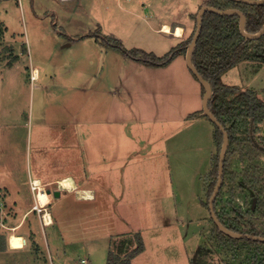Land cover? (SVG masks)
Wrapping results in <instances>:
<instances>
[{
	"label": "rangeland",
	"instance_id": "obj_1",
	"mask_svg": "<svg viewBox=\"0 0 264 264\" xmlns=\"http://www.w3.org/2000/svg\"><path fill=\"white\" fill-rule=\"evenodd\" d=\"M37 1L35 6L34 0H0V196L7 203L0 212V264H80L83 259L88 264H107L110 248L117 254L124 252L125 242L133 245L134 236L141 230L145 251L133 259L134 264H220L225 255L214 252L215 243L210 240L215 225L197 196L203 192L200 180L209 170L208 156L214 141V126L202 117L203 111L195 117H202L203 125L190 115L195 108L203 110L204 87L189 69L186 54L163 67L145 66L127 56L128 51L140 49L162 58L173 49H181L183 41L197 29L199 11L206 0H88L87 7L67 13L64 21L59 17L60 24L52 12L47 17L44 14L49 0ZM166 23L170 32L159 34L157 31ZM175 25L184 29L178 38L172 35ZM63 37L81 38V46L63 49ZM111 41L120 43L124 50L112 48ZM34 68L40 72L36 81L32 80ZM149 69L159 72L146 73ZM116 79L121 85L122 121L131 117L164 118L168 123L162 127L152 124V133H170L177 128L182 136L179 141L186 142L178 147L179 153L170 152V168L161 173L171 195L161 207L165 214L160 217L161 227L153 226L151 217L157 212L149 214L152 205L143 197L140 204H133L129 197L135 189L157 186V173L150 174L154 179L150 182L144 165L131 164L120 174H110L112 185L109 179L105 181V174L95 177L101 202L79 208L71 197L56 205L60 198L50 195L58 220L54 229L59 227L62 237L55 238L53 228H44L38 214L32 212L20 232L36 238L30 242L33 249L12 250L8 240L13 232L7 227L18 223L36 204L31 181L40 177L43 184L48 183L47 190L55 191L57 185L49 182L68 174L77 176L89 167L88 160L94 157L90 144L81 143L82 138L77 136L85 129L88 137L94 133L91 139H98L103 129H96L100 124L102 127L104 110L97 94L111 81L115 84ZM161 79L163 85L156 86ZM222 81L255 91L264 100V64L244 62L230 69ZM153 94L163 98H152ZM139 96H146V102L142 104ZM144 128L145 124L138 128V134H144ZM109 131L121 136L125 132L122 125ZM257 137L261 152L255 161L246 158L242 162L235 156L233 169L255 164L264 172V125ZM121 145L129 149L130 143L123 139ZM215 151L214 145L212 153ZM114 177H120L119 184L125 190L124 205L114 189ZM173 192L185 198L184 213L195 219L193 227L190 223L177 226ZM66 195L62 193V198ZM201 195L200 201H206ZM229 196L227 191L226 199ZM243 204L244 196L238 193L235 205ZM84 241L88 250L82 247Z\"/></svg>",
	"mask_w": 264,
	"mask_h": 264
},
{
	"label": "trees",
	"instance_id": "obj_2",
	"mask_svg": "<svg viewBox=\"0 0 264 264\" xmlns=\"http://www.w3.org/2000/svg\"><path fill=\"white\" fill-rule=\"evenodd\" d=\"M205 5L220 11L232 9L244 13L245 31L248 34H258L264 27V4L249 5L233 0H206ZM239 26L238 15L206 12L197 45L192 52V60L199 73L212 86L213 94L208 107L227 130L230 140L224 161L222 187L214 203L217 217L226 228L235 233L264 238V172L255 164L242 170L232 168L235 156H239L242 162L246 158L255 161V157L261 152L257 135L264 125V100L255 91L242 90L236 86L226 85L222 81V77L230 69L244 62L264 64V35L256 40L246 39L241 35ZM195 32L196 30L183 41L181 49H173L162 58L140 49L128 51L127 55L147 66H166L176 57L186 54ZM111 43L116 49L122 48L120 43L115 44L113 41ZM191 116L195 118L198 114ZM202 116L208 118L204 112ZM212 124L216 151L211 155L210 169L203 178V195L206 201L201 202L209 212V202L218 181L220 153L224 141L221 130L215 123ZM227 191L230 193L228 199ZM238 193L244 196L242 206L235 205ZM211 220L214 223L212 216ZM214 225L215 230L210 239L215 243L214 252L221 256L225 255L220 264H264V242L232 238L221 232L215 223ZM134 240L132 246L125 242L126 250L120 254L110 248L107 264H132V260L145 251L141 234H136Z\"/></svg>",
	"mask_w": 264,
	"mask_h": 264
},
{
	"label": "crops",
	"instance_id": "obj_3",
	"mask_svg": "<svg viewBox=\"0 0 264 264\" xmlns=\"http://www.w3.org/2000/svg\"><path fill=\"white\" fill-rule=\"evenodd\" d=\"M102 1H104V0H102ZM89 3L90 2H88V0H49L48 5L44 6L45 7L44 8L45 9L44 14L46 16L47 13L49 14L50 12H52V14H53L52 17L55 15L58 19V23L60 24L59 17L62 19L61 21H64V18L67 15V13L77 12L79 9L87 7ZM37 4H38V1L34 0V5L36 6ZM58 23H57V26H58ZM174 23L182 25L179 22H172V24H174ZM72 24H74V23L72 22ZM162 25H167V23L162 24ZM162 25H161V27H162ZM70 27H71V25H70ZM76 27H75V29H76ZM95 28H97L99 30L98 27H95ZM60 29H62V28H60ZM160 31H157V32L159 34L165 35V33L160 32ZM59 35H60V33H59ZM89 36L91 37V35H89ZM175 38H178V37H175ZM63 39L64 40L61 41L63 49L72 48L74 45H75L74 47H78L81 44L80 43L81 38H79V39L78 38L67 39V38L63 37ZM92 40H93V42L98 43L97 39L93 38ZM108 50H110V49H108ZM34 71H36L37 76H36V78H32V80L36 81L37 78L40 79V72L37 68H34L32 70V74H34ZM149 72L155 73V72H159V71H156L153 69H149V71H146V73H149ZM146 75L149 76V74H146ZM151 80L153 81L154 79H151ZM157 85H159V86L163 85V80L161 79L159 82H157L156 86ZM203 92H202V97H203ZM120 94H121V85H120L119 79L115 80V84H112V81H111V85H107V87H103L102 89H100V92L97 95H98V103H101V105L103 106L104 121H102V127L100 124L99 128L96 130L98 131L100 129H103V131L99 132L97 134L100 136H98V139H96V140H92L90 137L94 133H90V136L88 137L87 134L84 133L85 129L82 132L83 134L77 136V137L82 138L81 143H84L87 145L90 144L89 149L93 153L94 157L92 159L89 158L90 159V160H88L89 167L85 168L82 174H78L77 176L74 174H68V175H65L61 178H57V179L53 180L52 182H49V185H57V188L55 191L59 190L61 192V196L59 197L60 199L58 201H56V205L61 204L64 201H66L72 197L73 198V204L80 208L81 206H83V204H88V203L94 204L96 202L102 201L101 200L102 197L99 195L98 190H97L99 188V182L95 178L97 175L105 174L106 175L105 181L107 179H109L110 180L109 185H112V179L110 177L111 173H117V174L119 173L120 174V172L123 170V167H128L131 164H134L136 166L144 165L145 171L148 174V180L150 182L154 181V179L151 177L150 174L155 172V173H157L156 175H157V178L160 180V183L157 186H154V184H151V187L147 188V189H135V190L130 192L129 197H132V199L134 200L133 204H136V205L140 204L141 197H143L146 203L152 205L153 207L150 208L149 214L152 215L153 211L157 212L154 217H151V219L153 220V226L159 225L161 227L162 221H161L160 217H163V215H165V214L161 213V207H163L162 205L164 203H166V201L171 197L170 192L168 193L167 188H165L167 185L163 184V181L161 180V175H162L161 173H163V169H164V171H167L166 170L167 167L170 168V165H169L170 152H174V155L179 153L178 147L179 146L183 147L186 142L179 141V139H181L182 136H181V133L179 132L180 130L177 128L173 129L170 133H167V131H165V133L163 131L161 133H152V131L150 130L151 129L150 126L152 124L155 125V123L156 124L158 123L161 125L159 127H162L164 124L168 123L166 121V119H164V118H159V119L157 118V120H153L152 118L144 117L141 120H136V117H131V119H129V120H123L122 121V118H121L122 113H121V106H120L121 95ZM159 94H153V95H151V97L154 98L155 96H157ZM139 97L142 100V104L146 102V99H145L146 96H144V97L139 96ZM157 97L161 98V99L163 98V96H161V95L157 96ZM111 107H112V111H110ZM134 110H136V109H134ZM109 111H110V113H109ZM194 111L195 112L190 113V115L199 114V112H202L203 110L195 108ZM112 114H113V118H110V115H112ZM202 117L195 118L193 120L201 121V123L203 125V118ZM111 120H112V123L110 122ZM115 120L118 122H115ZM193 120H191V121H193ZM181 122L184 123L183 121H181ZM143 124H145V128H144L145 133L144 134H138L137 130H138V128H141L143 126ZM115 125H118V126L122 125V127L125 130L123 136H121L120 134L110 133L109 129ZM133 126H135V127L138 126V128L136 130H133L132 129ZM136 132H137V134H136ZM115 135H117V136H115ZM123 139H126L130 143L129 149H124L125 145H123V146L121 145V142ZM69 140L71 141V139H68L66 141H69ZM187 141H191V140H187ZM213 147H214V141H213L212 148L210 150L211 155H212ZM123 151H127V152L123 153ZM211 155L208 156L209 157V164L211 163V160H210ZM164 166H165V168H164ZM208 169H210V165H209ZM67 178L72 179L73 184L76 186V187H74L73 190L65 189L64 187H62L60 185V181L67 179ZM117 178L118 177L113 178V180H114L113 185H114V189L116 190V192H118L119 200L122 201L124 199V198H122V195H124L125 190H124L123 186L121 187L119 184V178L120 177L118 178V182H117ZM36 180H39L42 188L46 191L47 189L45 187L48 183L43 184L42 179L40 177H36L31 181V184L35 183ZM115 181H116V183H115ZM93 182L96 183V186L92 185ZM200 182L203 183V181H201V180H200ZM112 190L113 189L111 188V191ZM202 190H203V184H202ZM38 191L39 190H37L36 192L32 191L34 196H35L34 199L36 200V204L24 212L21 220L20 221L18 220L19 221L18 223L13 224L10 227H7L8 231L13 232V234L18 236V237H23L25 240L24 247L21 249H16V250H25L26 248L27 249H29V248L33 249L32 245H30V242L33 238L35 240H36V238L31 233L26 236V234L20 232V230L24 227L26 222L30 221V214L32 212H35L38 214L39 221L41 222V224L44 228H53L55 238L59 239L62 237L61 233H59V230H60L59 227H56V229H54L55 226H57L56 224L58 223V220L52 212V210L54 208L53 207L54 202L50 196H48L49 197L48 204L44 207L48 209L47 213L50 216L51 224L47 223L45 225L43 223L42 213H39L38 211H36L35 207H37V206H38V208L43 207V205L41 203H39L37 200ZM51 191L54 192L53 190H51ZM64 192L67 193V195L65 196V198H62V193H64ZM78 192H90V194L92 195V198L91 199L83 198V197H81V195L78 194ZM142 192H143V194H142ZM201 194H203V192L199 193V195H197L198 201L200 202L199 204H201L200 206H202V203H201L202 201H200V195ZM172 198L174 200H176V202H177V204H176V207H177L176 223L178 224L177 226L182 228L187 223H190V226L193 227L195 224V222H194L195 219H193L192 216H190V213H187L189 216L186 215V213H184V211H185V204L184 203L186 202L185 198L183 196L178 197L176 192H173ZM4 202L6 205L7 204L6 201H4ZM122 204L124 205L125 201H122ZM154 207H157L158 210H156V209L154 210ZM202 207H204V206H202ZM154 222L156 224H154ZM56 230H58V231H56ZM139 234H141V236L144 240V237H143L144 233H142V230L140 231ZM190 234L191 233H189V235ZM10 235H12V234H10ZM10 235H9V237H10ZM190 236H193V235H190ZM8 243H9V240H8ZM70 244H72V243H70ZM70 244H68V245L70 247H72V245H70ZM87 246H88V242L86 241V244H85V241H84V243H82V247H84L86 250H88ZM9 247H10V245H9ZM34 248H37V247H34ZM12 250H14V249H12ZM49 255H50V257H52L54 259V255H53L51 250H49ZM73 262L74 261H70L68 264H74ZM80 262H81L80 264H88L86 259H83ZM61 264H66V263L61 262ZM132 264H134L133 260H132Z\"/></svg>",
	"mask_w": 264,
	"mask_h": 264
},
{
	"label": "water",
	"instance_id": "obj_4",
	"mask_svg": "<svg viewBox=\"0 0 264 264\" xmlns=\"http://www.w3.org/2000/svg\"><path fill=\"white\" fill-rule=\"evenodd\" d=\"M233 1L242 2V3L249 4V5H263L264 4V0H233ZM208 11H212V12H215V13L220 14V15H238L240 17L239 30H240L241 35L243 37H245L246 39L256 40V39L261 38L264 35V27L258 34H248L245 31L246 16L244 13H242L238 10H232V9L220 11V10L216 9L215 7L205 5L199 11L197 29H196V32H195L194 37L192 39V42L189 45V47L187 48V52H186L187 65H188L189 69L192 71V73L197 77L198 81L201 83V85L204 87V90H205V94L203 96V112L213 123H215L218 126V128L221 130V132L224 135V141H223L222 150L220 153L218 181H217V185L215 187V190H214L213 195H212L210 202H209V209H210L212 219L221 232H223L224 234H226L232 238H235V239L247 238V239H252L254 241L264 242L263 237H256V236H251V235H242V234L235 233V232L231 231L230 229L226 228L218 219L217 214L215 212V208H214L215 200H216V198L220 192V189L222 187V181H223V176H224V161H225L226 154L228 152L230 140H229V134H228L227 130L224 128V126L218 121V119L209 110L208 102L211 99V96L213 94L212 86L199 73L197 68L194 66L193 60H192V52L197 45L201 30H202L203 17L205 15V13ZM47 194H48V196L53 195L56 198H59L61 196V192L59 190L54 191V192H52L51 190H48ZM255 203H256V200H254V204Z\"/></svg>",
	"mask_w": 264,
	"mask_h": 264
},
{
	"label": "bare ground",
	"instance_id": "obj_5",
	"mask_svg": "<svg viewBox=\"0 0 264 264\" xmlns=\"http://www.w3.org/2000/svg\"><path fill=\"white\" fill-rule=\"evenodd\" d=\"M181 26L180 25H175L174 28H173V31H172V35H174L175 37L182 36V34L184 32V29L182 28L183 26L182 27ZM160 30L163 33H169L170 32V27L167 26V25H162ZM34 74H35L34 78H36V76H37L36 71H34ZM35 185L39 188V191L37 193V200L44 207V206H46L48 204V200H49L47 191H45L42 188L41 183L39 182V180L35 181ZM60 185L62 187H64L65 189H69V190H73L74 187H76L73 184L72 179H70V178H67V179H64V180L60 181ZM78 194L81 195V197H83V198H87V199H91L92 198V195L90 194V192H78ZM46 221H47L48 224H51V220H50L49 214L46 215ZM9 245H10L11 249H14V250L21 249L25 245V240H24L23 237H18L16 235L12 234L9 237Z\"/></svg>",
	"mask_w": 264,
	"mask_h": 264
},
{
	"label": "built area",
	"instance_id": "obj_6",
	"mask_svg": "<svg viewBox=\"0 0 264 264\" xmlns=\"http://www.w3.org/2000/svg\"><path fill=\"white\" fill-rule=\"evenodd\" d=\"M121 1H123V0H121ZM124 1L127 3H130V2H133L134 0H124ZM32 78H34V74H32ZM31 189L34 192L39 190V188L35 185V183L31 184ZM5 207H6L5 202H4L3 198L0 196V212H2ZM35 208L39 213H42L43 223L46 225L47 224L46 215L48 214L47 212H45L46 208L45 207L38 208V206ZM43 211H44V213H43Z\"/></svg>",
	"mask_w": 264,
	"mask_h": 264
}]
</instances>
